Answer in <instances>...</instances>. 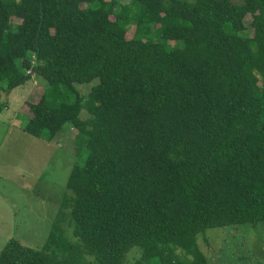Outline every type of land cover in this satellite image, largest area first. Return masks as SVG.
I'll return each mask as SVG.
<instances>
[{
    "label": "trees",
    "instance_id": "16d2710c",
    "mask_svg": "<svg viewBox=\"0 0 264 264\" xmlns=\"http://www.w3.org/2000/svg\"><path fill=\"white\" fill-rule=\"evenodd\" d=\"M35 76L23 132L85 157L0 264H210L200 235L264 225V0H0V114Z\"/></svg>",
    "mask_w": 264,
    "mask_h": 264
},
{
    "label": "rangeland",
    "instance_id": "374dc122",
    "mask_svg": "<svg viewBox=\"0 0 264 264\" xmlns=\"http://www.w3.org/2000/svg\"><path fill=\"white\" fill-rule=\"evenodd\" d=\"M42 81L35 76L4 96L7 108L0 114V253L12 239L43 249L67 193L71 171L85 157L69 125L52 142L23 132L32 118L30 104L38 102L48 86ZM79 89L82 95L89 91L88 86ZM86 117L82 112L80 118ZM67 236L75 240L70 228ZM198 245L210 264H264V225L208 230L198 237ZM141 261L142 253L132 250L126 264ZM86 263L96 264L92 258Z\"/></svg>",
    "mask_w": 264,
    "mask_h": 264
}]
</instances>
